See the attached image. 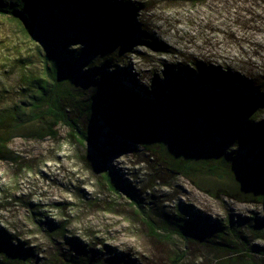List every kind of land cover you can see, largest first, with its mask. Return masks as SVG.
Returning <instances> with one entry per match:
<instances>
[{
    "label": "rangeland",
    "instance_id": "rangeland-1",
    "mask_svg": "<svg viewBox=\"0 0 264 264\" xmlns=\"http://www.w3.org/2000/svg\"><path fill=\"white\" fill-rule=\"evenodd\" d=\"M123 1L137 6L133 18L141 32L125 52L128 59L117 63L121 72L115 80L120 85L129 83L124 80L129 75L137 88L143 86L153 96L172 85L171 69L196 75L191 61L223 69L239 67L242 61L264 62L253 56L256 47L264 46V0L237 4L256 5L258 9L251 8L254 16L224 14L229 18L223 20L217 11L203 7ZM38 53V45L19 25L0 14V109L23 101L28 81L40 71ZM218 90L223 91L220 86ZM223 96L222 103L229 101ZM165 99L154 111H166L160 117L163 156L152 157L135 141L110 139L109 130L92 125L84 109L70 112L76 121L72 128L59 123L52 135H44L42 123L30 117L7 121L2 127L7 150L0 155V235L24 249L14 260L0 238V264L4 258V264H55L56 251L81 264H171L178 256L179 264H264V203L241 198L261 185L249 175L257 163L264 170V110L245 117L243 126L250 130L245 129L241 142L231 126L213 132L220 156L229 158L218 164V174L196 171L192 183L166 162L177 149L175 129L197 116L183 110L172 113ZM75 124L104 149L114 183L127 188L139 205L126 192L109 189L103 163ZM235 156L246 164L235 162ZM200 157H209L206 146L200 147ZM147 216L154 227L147 224Z\"/></svg>",
    "mask_w": 264,
    "mask_h": 264
},
{
    "label": "trees",
    "instance_id": "trees-1",
    "mask_svg": "<svg viewBox=\"0 0 264 264\" xmlns=\"http://www.w3.org/2000/svg\"><path fill=\"white\" fill-rule=\"evenodd\" d=\"M155 2L169 3L172 7H193L195 10L203 7L212 12L217 11L222 20L228 17L224 14L234 17L254 16L251 8L258 9L256 5L251 8L237 5L246 0ZM136 8V5L123 0H0V14L8 15L19 25L24 35L38 45L40 61V71L28 81L29 92L23 101L0 109V155L7 150L8 140L2 133V127L8 125L7 121L30 117L42 123L44 135H52V128L59 123L72 128L76 121L70 112L84 109L92 125L99 126V130H109L106 132H109L110 139L124 144L129 140L135 141L152 157L163 156L162 149L166 141L162 137L164 128L160 125V117L166 111H162L161 115L154 111L161 109L159 104L162 98H167L165 101L168 100L172 113L183 110L197 117H191L188 123L175 129L178 135L177 149L165 162L171 170L192 183L195 182L193 174L196 171L218 174V164L229 157L220 156L222 150L213 132L221 131L223 126H231L236 132L235 138L242 141L241 135L245 134V129L250 130L243 126L245 117L254 116L260 109L264 110V62L256 65L250 61L244 64L242 61L239 67L223 69L191 61L190 64L198 70L196 75L190 70L182 73L178 69H171L168 74L172 85L161 88L159 94L153 96L143 86L137 88L136 83L129 80V75V79H124L129 83L120 85L115 80V75L121 72L117 63L128 59L125 52L128 46L136 42L135 35L141 32L133 18ZM230 35L237 39L234 31L231 30ZM244 49L241 47L243 52ZM82 50L86 52L85 56ZM263 50L264 46L256 47L253 56L264 60ZM219 86L223 91L218 90ZM224 94L228 95L229 101L222 103ZM248 123L250 126L253 124ZM17 127L6 128L5 132ZM76 132L91 143L103 163L104 178L109 189L115 194L126 192L134 200L132 204L139 205L127 188L114 183L104 149L86 136L81 128L77 127ZM183 132L190 136L191 141L180 136ZM203 146L209 149L208 158L200 157V147ZM155 147L159 151L154 150ZM215 157L219 162H215ZM234 159L242 166L247 162L239 156ZM250 169L249 177L261 185L253 193L241 198L264 203L263 167L257 163ZM223 193L229 192L223 190ZM147 218V224L154 227L153 219ZM176 224L180 228L184 227L180 223ZM215 228L212 225V229ZM0 238L4 246L10 249L11 258L18 260L24 249L22 245L14 246L5 234H1ZM54 258L55 264H81L79 259L63 256L57 251L54 252ZM7 260L4 258L3 264ZM180 260L179 256L175 257L171 264H179ZM42 264H45L44 260Z\"/></svg>",
    "mask_w": 264,
    "mask_h": 264
}]
</instances>
